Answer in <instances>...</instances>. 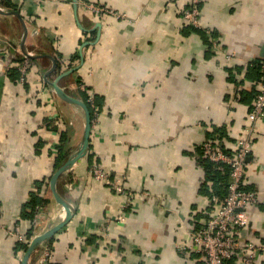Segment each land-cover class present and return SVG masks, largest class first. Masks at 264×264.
<instances>
[{"label":"crops","instance_id":"0c3cea01","mask_svg":"<svg viewBox=\"0 0 264 264\" xmlns=\"http://www.w3.org/2000/svg\"><path fill=\"white\" fill-rule=\"evenodd\" d=\"M88 2L122 16L95 12ZM189 2L0 0V220L20 224L26 236L21 241L0 230V264H21L32 239L66 216L51 178L80 147L85 112L50 81L70 69L60 85L81 99L96 97L99 121L88 153L57 183L77 211L28 264H42L47 248L49 264H207L203 252L181 250L221 203L203 188L198 146L220 130L230 149L249 122L262 79L264 0H201L209 32L186 24L181 11ZM25 27L33 66L21 83L15 68L26 54ZM64 132L67 156L57 167ZM94 162L140 193L131 206L90 173ZM49 177L48 186L39 185ZM245 186L261 202L244 209L248 223L238 237L244 247L263 249L264 119L256 125ZM35 193L46 201L36 205L33 225L24 212Z\"/></svg>","mask_w":264,"mask_h":264},{"label":"built area","instance_id":"2783aa9c","mask_svg":"<svg viewBox=\"0 0 264 264\" xmlns=\"http://www.w3.org/2000/svg\"><path fill=\"white\" fill-rule=\"evenodd\" d=\"M200 3L201 0H190L187 7L182 9L181 15L188 26L205 29L200 19ZM85 7L101 14L112 13L120 17L122 16V14L100 3L88 2L85 4ZM205 31L209 32L210 29L206 28ZM8 44L14 52L19 50L18 47L13 46V43L9 42ZM4 54L9 57L10 51L4 52ZM32 66V58L27 54H23V57L18 62L20 71L19 81L21 83H25ZM260 70L262 79L258 86L253 107L248 114L249 122L245 125L242 134L236 138L235 145H233L231 151L226 150L219 141L212 139H206L200 145L204 156L208 159L217 164L229 166L231 177L228 184L229 193L224 201L220 203L213 216L206 220L199 229L192 232L190 243L181 246V250H184V252H187L190 248L203 252L207 257V264H264V260L260 261V255L264 248L262 249L260 245H255L254 243H248L244 247L238 237L248 223L244 215V209L249 205L261 202L256 191L248 189L245 186L246 169L254 145L256 125L264 119V61ZM90 100L94 102V97L91 96ZM99 116V107L95 106L92 129L98 123ZM89 171L95 178L106 180L116 193L122 195L125 198L124 204L126 206H131L135 196L140 195V193H136L126 187L125 177L111 176L110 172L97 162L89 166ZM142 194L148 195L150 193L143 192ZM39 210L40 208L32 219L33 225L37 224L39 220ZM0 230L8 235L17 237L21 241L25 240L26 236L20 224L11 226L0 220ZM238 251L241 252L239 259L232 260ZM52 259L53 251L47 248L42 256V264H49Z\"/></svg>","mask_w":264,"mask_h":264},{"label":"water","instance_id":"95a60500","mask_svg":"<svg viewBox=\"0 0 264 264\" xmlns=\"http://www.w3.org/2000/svg\"><path fill=\"white\" fill-rule=\"evenodd\" d=\"M17 14V13H16ZM28 33L27 28L25 27V33H24V38L23 41L21 42V47L24 51V53H26L27 55L31 56L30 51L27 50L26 45H25V38L26 35ZM34 57L37 55H33ZM56 66V63L54 65V68ZM74 69H70L64 73H62L61 75H59L57 77V79L50 81V83L53 85L56 93L63 98L64 100L71 102V103H75L77 105H80L85 112V131H84V137H83V141L80 145V147L75 150L70 156L69 158L54 172L52 178H51V188L52 191L54 193V196L56 198V200L61 203L62 205H64L65 209H66V216L64 219H62L60 222H58L56 225H54L53 227L49 228L47 231H45L44 233H41L39 235H36L32 241L30 242L27 251L23 257V260L21 262V264H28L29 259L32 255V253L34 252V250L41 245L42 243H44L46 240L50 239L51 237H53V235L60 230L62 227H64L67 222L74 216V214L77 211V208L75 205H73L69 199H67L66 197H64L60 191L58 190V179L59 177L65 173L67 170H69L79 159H81L82 157H84L89 150L90 147V139H91V133H92V113L91 110L89 108V106L87 105V103L79 98L76 97L70 93H68L59 83L60 79L67 75L68 73L72 72Z\"/></svg>","mask_w":264,"mask_h":264},{"label":"trees","instance_id":"16d2710c","mask_svg":"<svg viewBox=\"0 0 264 264\" xmlns=\"http://www.w3.org/2000/svg\"><path fill=\"white\" fill-rule=\"evenodd\" d=\"M192 30H201L198 28H192L190 27ZM20 56H18L16 59H19ZM77 59L80 58L79 53L76 54ZM21 60V58L19 59ZM261 65L259 64L257 65V69L260 70L261 69ZM75 66L74 64L71 63V67ZM17 77H20V71L15 68ZM258 75L262 76L261 71L258 72ZM258 92V91H257ZM257 92H254V94H257ZM256 96V95H255ZM81 97L83 98V100L87 103V105L89 106L91 113H92V117L95 116V106H98L96 97L94 98V102H92L90 100L89 95H85L82 94ZM211 135V137L209 139H212L214 141H219V143H221V145L228 151H231V148L229 149L226 145L225 142L223 141L224 139V132L220 131V130H216ZM62 145H61V149L59 154L57 155V162H56V166L58 167L66 158L67 154L65 152V149L68 145V138H67V134L64 132L62 134ZM198 151L200 153V157L198 159L200 165L204 168L205 171V181H204V185L203 188L204 190L207 188L210 193L209 195L215 196L220 202L224 201L225 197L228 195L229 191H228V184L231 180L230 177V170H229V166H227L226 164H217L213 161H211L210 159H208L206 156H204L200 146H198ZM91 156V155H89ZM91 165V164H90ZM40 186L41 185H46L48 186L50 184V177L48 179H44L42 181L39 182ZM210 183V186L208 185ZM206 187V188H205ZM247 188V187H246ZM41 189V187H40ZM249 189V188H248ZM114 190V189H113ZM115 192V190H114ZM116 193V192H115ZM46 200L43 199L38 193H35L32 197V200L28 203L29 207H30V212H24L25 214H27V216L29 215V218H33L36 214V205L40 204V203H44ZM38 210V209H37ZM30 219V220H31ZM32 229L30 228L29 233H31ZM25 246V244H24ZM26 247V246H25ZM232 260H235L234 258Z\"/></svg>","mask_w":264,"mask_h":264}]
</instances>
